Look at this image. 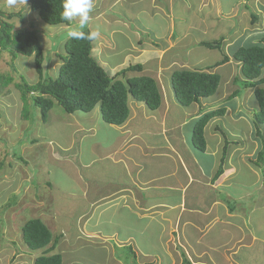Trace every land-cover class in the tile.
I'll return each mask as SVG.
<instances>
[{"label": "crops", "instance_id": "obj_1", "mask_svg": "<svg viewBox=\"0 0 264 264\" xmlns=\"http://www.w3.org/2000/svg\"><path fill=\"white\" fill-rule=\"evenodd\" d=\"M127 1L130 2H125V4L131 8L139 9L140 14L146 16L149 20L155 21L157 18H166L167 21L165 33L163 34V38L166 39L165 47L154 45L155 43L151 44V46L143 47L139 43L138 49L136 48L134 51L129 49L125 52V55H129V58H135L134 63L137 61L136 65L141 64L143 66L141 73L145 72V66L152 62H155L152 65L156 71L159 69L165 72L168 68L170 69L175 63H178L176 57H179V54L183 55L186 52H190L191 44L203 46L200 43L206 42L195 41L192 32L195 30L207 32L210 29L209 22L218 27L216 22L218 21L220 24L221 17L241 19L242 5H246L242 11V16L249 15L251 30L248 29L246 35L233 33L220 38L224 39L220 50L230 58L225 65H234L236 67L235 74L241 80H244L241 73V64L233 58V54L237 49L233 53L228 54L226 48L229 47L232 40L231 44L233 46L240 37L249 42L246 43L247 46L243 47L260 45L261 40L264 38L260 37L263 31H259L264 23V0H143L144 3L133 2V0ZM148 1H150V4H146ZM122 2L123 0H113L112 3H103V7L101 6L103 5L102 3L98 4L90 12L89 21L96 20L101 23L106 21L109 25L110 23L106 20V13L112 10L114 5ZM226 5L229 6L227 12L224 11ZM100 7L102 8L100 9ZM251 13L258 17L255 24H251ZM185 24H188V27L183 29L182 25ZM145 27L141 26L140 28ZM134 32L138 34L141 33V30L137 27ZM113 33L111 31V35ZM151 34L154 36V32ZM229 39L231 40L229 41ZM253 39L256 41H251ZM107 47L112 46L109 44ZM104 49H106L105 46ZM170 53L173 54V59L169 65H166L165 59ZM182 62L185 63V66L181 68L188 69V61L184 56L179 60V64L181 65ZM110 66L111 71L114 68L121 67L117 65ZM214 66L207 67L205 70L195 69L194 71L212 73L213 70L211 71L210 69L217 68ZM177 67L180 68L178 65ZM121 68L123 70L124 67ZM118 71L121 72L119 69ZM237 77L230 80H233L234 83V79ZM237 103L238 101H236L234 111L238 107ZM178 105L174 94L169 92L165 94L162 91V106L160 109L153 111L151 116L154 119L152 127L156 123L158 126L140 135L138 134L141 132L139 128L145 120H139L138 118L136 120H139V122L133 125L135 121L134 115H136L134 114V108L137 109L138 113L142 114L144 113L142 107L144 109L145 107L143 103L136 102L132 98L130 99L129 120L122 126L105 123L107 130H100L93 118V116H96L95 114H98L97 109H99L98 115L101 116L100 107H98L93 112L86 113L85 116H77L75 113L69 114V118H64L65 122L68 123L67 126L70 133L68 134V143L63 144L60 139L56 141L49 138L45 131L42 130L45 138L41 136L40 140H46V151L50 148L51 157L53 156L52 152H54V156H61L62 160L59 159L60 162L76 171V177L79 178L83 186L78 190H60L62 193H67L66 204L62 206L54 203L58 199V195L56 192H52L56 196L54 197L52 194V210L55 211L52 213L54 216L56 214V216L51 218V215H46L47 220L39 218L51 232L52 230L55 232V235L52 233L53 237L59 239L57 248L52 254L60 253L63 257L64 246L73 239L79 238V236H75L72 233H67L65 225L62 221L60 222L61 219L58 216H61V212H64L63 209L69 211L64 212L69 214V216L71 215V210L81 209L85 211L83 215L89 218H86L87 221L85 223L83 222L85 218L82 219L80 224L82 232L85 235L91 232L94 236L90 235V238L100 240V233L95 230L87 232L85 226L93 216H96L95 211L103 208L106 213L111 211L113 216L118 215L117 218L121 219V223L124 226V229H119L120 234L116 231L111 235L105 236V238L107 240L109 238L115 240L119 247L128 248L129 253L132 254L128 262V258L118 259L114 257L113 252L112 254L110 252L112 256L106 258L102 264H126L125 262L128 264H152L157 262V260L158 264H160V259H169V264H186V261L191 264H256L258 259L264 261V232L261 233L260 228L253 227L248 221L251 215L255 219L258 217L255 213L259 206L264 208V176L259 177V173L264 172V165L256 166L253 163L262 149V143H260V148L259 144L255 142L259 149L255 153L256 159L253 157L255 160H251L253 162L249 163L252 168L242 158L240 145L235 144L240 141L234 142L231 151L227 149L223 164V174L215 179L226 145L223 139L224 135L220 132L222 136L215 137L218 139L215 140L216 146L214 149H210L208 143L205 151H200L196 147L193 148L192 131L191 128L186 130V127L190 124L194 128L195 122L202 114L198 112L200 107L197 105L196 110L193 112L182 111L181 117L185 116L186 120L189 121L188 124L184 121L169 124V121L174 116L178 115L180 118V114L175 111V107H179V110L181 109L180 107L182 106ZM53 109L48 114V121L53 115ZM228 113L229 111L227 110L226 114ZM141 114H138V116ZM242 114L241 112H234L231 117L236 120H243ZM247 119L249 122L251 121L250 125H252L248 138L253 139V135L257 136L255 124L250 117ZM85 121H89L90 127H86ZM210 123L206 127L207 131H209ZM220 130L225 132V135H228L225 128H220ZM101 131H105V134L100 135ZM110 131L116 134L115 140L118 139V143L117 145L115 143V145L118 146L117 148L111 146L112 143L103 141L106 139V134ZM78 133L83 134L79 143L81 140L85 141V139L89 141V149L94 154V156H90V160H84L86 156L81 149L83 141L77 145L75 138ZM141 135H147V138L145 136L141 138L144 145L147 146L145 150L149 149L144 155L142 154V149L138 146L137 142L139 141L136 140L140 139ZM38 141L34 140V142ZM48 144L52 147L48 146ZM229 145L230 143H228ZM53 146H55L56 150L53 149ZM235 157L240 158L241 164L252 175L246 181H244L245 178L242 179V177L238 176L241 166L239 165L238 167L234 164ZM57 159L52 158L54 162L49 164V166L59 162ZM102 162H108L106 164V173L104 174L109 176L103 179L104 182L93 178L94 175L90 177L86 174L81 176L83 170ZM49 166L48 169L46 168L47 179L44 183L53 190V187H57L60 183H57L59 180L53 184L51 183V179L48 177ZM258 169L262 170V172L258 173ZM106 182H109V184ZM244 184H246L247 189L252 186L251 192L244 194L247 199L235 190L236 187L243 188ZM71 187L74 188L72 185ZM255 187L256 189L254 190ZM83 189L84 192H82ZM244 200L247 201V204L243 202ZM75 201H81L83 204H76ZM240 201H242V204L239 205ZM71 202H74V204L66 206ZM67 207L69 208L66 209ZM48 218L52 219L50 223H48ZM51 222L56 225L55 228L51 227ZM63 233L67 235L65 236ZM144 234L147 235L148 244L154 243L153 246L140 243L142 240L140 235ZM65 248L70 247L66 245ZM132 260H135V262L132 263ZM65 264L70 263L66 262Z\"/></svg>", "mask_w": 264, "mask_h": 264}, {"label": "rangeland", "instance_id": "obj_2", "mask_svg": "<svg viewBox=\"0 0 264 264\" xmlns=\"http://www.w3.org/2000/svg\"><path fill=\"white\" fill-rule=\"evenodd\" d=\"M107 2L112 3L113 0H94L93 8L95 9L98 4ZM125 2L127 3L130 1L123 0L122 3L114 5L113 9L106 13V20L110 23L109 25L106 21L105 23H101L100 21L91 20L85 26L90 31H97L99 33L97 38L93 40L94 55L98 61L102 63L100 64L106 68L111 77H115L120 74L118 75V78L125 80L126 77L134 78L143 75L150 76L157 81L161 92L163 91L165 94L167 92L174 94L172 87V75L175 71L182 70L183 68L181 67L185 66L184 62H182L181 65L179 64V60L182 59V56H184L188 61L189 70H205L207 67H213L217 62L222 60L224 54L221 50H213L198 44H191L190 46L192 47L189 50L190 52H186L183 55L179 54V57H176L178 63H175L165 72L159 69L156 71L155 67L152 65L155 62H152L145 66V72L143 73L136 72L127 73L124 76L121 75L119 71L117 72L118 69L122 71L121 67L126 69L137 62L136 61L134 63L135 58H129V55H125V52L129 49L134 51L136 48L138 49L140 44L143 47L151 46L153 43H155L154 45H160L161 47L166 46V39L163 38V34L165 33L166 29L165 24H167L166 18H157L155 21L149 20L146 16L140 14L139 9L131 8L125 4ZM133 2L144 3L143 0H133ZM146 4H150V1L146 2ZM101 6L103 7L104 4ZM245 6L246 5L241 6V19H227L225 17H221V20L219 21L220 24L218 21L216 22L218 27L209 22L210 29L207 32H203L204 30H195L192 32L193 38H195V41L200 42H215L216 40H220L222 36L231 35L233 33L246 35L247 30H251V27L249 15L245 17L242 16V11L245 9ZM102 7H100V9ZM228 10L229 6L226 5L224 7V11L227 12ZM0 12L5 13L7 16L10 14L14 15V17L9 21L14 25L16 30L25 27L38 33L37 35L40 39V43L44 49L46 57L44 64V76L56 77L59 74V69L62 63L64 62L59 58V55L63 56L64 58L67 57V53L64 50V44L70 38L67 35V32L71 27L76 26L78 23L73 22L69 27H56L47 25L40 19L38 13L31 9L29 3L26 0H16L15 5L11 7L8 6L7 0H0ZM125 24L129 26H126ZM141 26L146 27L140 28ZM137 27L141 30V33L136 34L134 32ZM186 27H188V24L182 25L183 29ZM261 27L262 28H260L259 31H263V34H261L260 37H264V23ZM111 31L114 32L112 35ZM150 32H154V36ZM230 40L231 39H229V41ZM251 41L256 40L253 39ZM111 42L113 43L111 44ZM231 42H233V40ZM231 42L229 47L226 48V52L228 54L233 53L240 47L247 46L246 43H249L246 42L243 37H240L233 46ZM109 44L112 47H107ZM104 46L106 49H104ZM122 52L124 53L122 54ZM172 59L173 54H168L165 59V64L169 65ZM110 65H117L121 67L114 68V70L111 71ZM177 65L180 66V68H178ZM210 70H213L212 72L219 74L221 77V84L217 93L210 98L203 99L199 105L193 104L189 108L180 107L181 111L178 109L179 107H175V111L177 114H180V118L178 115L174 116V118L169 121V124L181 123L183 121L188 124L189 121L186 120V117H181L182 111L185 110L186 112H193L196 110L197 105L200 107L198 108V112L202 114L224 107L229 111V113L225 114L223 117L212 120L213 122L211 121L212 123H210L209 131L206 129L205 137L209 148L214 149L216 146L215 140L218 139L215 137H221L222 135L219 130L220 128H225L228 135H225V138L223 136V139L225 142L227 141L230 143L228 150L231 151V148L234 146V142L240 141L236 142L235 144L240 145L239 148H241V156L244 158V160H246V162H248L247 164H249L253 162L251 160L256 159L255 153L259 149L255 142H257L259 146L261 143L260 138L255 135H253V139L250 137L248 138L252 125H250L251 121L249 122L247 118L250 117L253 119L252 122H254V112L257 111V101L253 94L254 90L244 89L240 84H235L233 83V80H230L234 77H237L235 74L236 67L234 65L224 64V66L222 65L217 68H211ZM2 75L5 77H13L14 82L8 86L10 93L6 96H0V264H34L35 259L40 254H42V250L31 252L27 248L22 237V227L30 219L42 218L43 220H47L46 215H51V218L54 216L53 213L55 211L52 210V192H56L58 195V199L55 200L54 203L58 206H62L66 204L67 193H62L61 191L72 189L78 190L83 186L79 178L76 177V171L73 168L68 167L66 164L61 163V156H54V152H52L53 156L51 157V152L49 150L50 148H48V151H46V140H40L41 136L42 138H45V131L47 137L56 141L60 139L63 144L68 143V134L70 133L69 127L67 126L68 123L65 122L64 118H69V114L65 113L59 105L55 104L53 115L51 118H49V121L47 119L48 122H46V124L43 120H41L39 110L37 109L31 110V117L33 120H23L21 118L23 104L21 100V92L17 89L16 83L20 82L21 78H25L29 84H36L41 79H43L36 72L34 58L19 55L14 61H12L10 54L4 52L0 59V76ZM234 91L239 92V96L237 97L238 99L227 100L228 96ZM236 101H238V107L234 111L233 109L236 107ZM145 108L146 109L142 107L144 112L142 114L138 113L137 109L134 108V114L137 116L134 115L135 121L133 125H136L139 120H145L144 123L140 125L141 127L139 128V131L141 132L138 133L139 135L145 134L148 130L158 126L156 123L154 127H152V122L154 119H152L151 116L153 111L149 110L146 106ZM97 111L99 114V109H97ZM234 112L243 113L242 115L244 119H233L231 116ZM98 114H95L96 116L92 115L95 119V123H97V127H99L100 130H105L107 126L101 119L102 117ZM138 114L141 115L138 116ZM75 115L85 116L86 113L78 112ZM138 118L139 120H136ZM84 123H86V127H90L89 121H85ZM188 128H191V134H193V128L190 124L188 127H186V130H188ZM103 134H105V131H101L100 135ZM115 135V132L110 131L108 134H106V139L103 141L112 143L111 146H115L117 148L118 146L116 145L118 143V139L115 140ZM81 136H83V134L78 133L76 135L75 140L77 141V145L81 144L83 141L81 140L79 143ZM143 136L147 138V135H141V137H139L140 139L136 140L139 141L137 142L138 146L142 149V154L144 155L146 151H149V149L145 150L147 146L144 145V142L141 139ZM34 140L40 141L34 142ZM48 146L52 147L49 144ZM193 148H195L194 145ZM53 149L56 150L55 146H53ZM81 149L84 151V155L86 156V159L84 158V160H90V156H94L91 149H89L88 140L85 139V141H83ZM95 157H97V155H95ZM253 157L255 159H253ZM52 158H58L57 160H60L55 165L49 166V164L54 162ZM106 164H108V162L94 164L93 166L89 167V169L83 170L81 176H85V174L88 177L94 175L93 178L104 182L103 179L108 178L109 176L108 174H104L106 173ZM234 164L238 167L239 165L241 166L238 176L242 177V179L245 178L244 181H246L249 176L252 177V175L249 174L250 172L248 169L241 164L240 158L235 157ZM48 166V177L51 179V183L53 184L57 180H59L57 183H60V185L58 184L57 187L54 186L53 190L49 187V185L44 183V181L47 179L45 173L48 169ZM250 166L252 167V165ZM257 172H262V170L260 171L258 169ZM260 176H264V172L259 173V177ZM106 183L109 184V182ZM71 185L74 188H72ZM251 187L252 186L247 189L246 184H244L243 188L236 187L235 190L244 195L251 192ZM84 189L82 192H84ZM255 189L256 187L254 190ZM244 197L247 199L245 195ZM75 202L76 204H83L81 201ZM243 202L247 204V201L244 200ZM73 204L74 202H71L66 206H71ZM240 204H242V201L239 202V205ZM68 208L69 207L66 209ZM63 211L65 212L68 210L63 209ZM64 212H61L62 214L61 216L59 215L58 218H60V222L62 221V223L65 225V229H67L65 231H67V233H72L75 236H79L78 239H73L71 242L66 244L70 248H65L66 245L64 246V264L66 262L70 264H102L106 258L112 256L110 255V252L111 254L113 252L114 257H117L118 259L128 258V262L130 261L129 259L132 253H129L130 251L128 248H121L115 240L110 238L107 240V238H105V236L111 235L116 231L119 233V229H124L121 219L117 218L118 215L113 216L111 211L106 213V211H103V208L95 211L96 216H93V218L86 223L85 229L87 232L95 230L100 233L99 240L96 238H90V235L94 236L91 232H89L88 235L86 234L87 236L84 232H82V228L80 227L81 221L83 218H85L83 221L85 223V221H87L86 218H89L88 216L83 215L85 211H82L81 209H76L75 211L71 210L70 216ZM255 214H257L258 217L255 219V217H252V215L249 216V224L255 228H260L262 233L264 232V208L259 206L256 209ZM51 218H48V223H50L52 220ZM55 226L56 225L52 223L51 227L55 228ZM52 233L55 235L53 230ZM63 234L65 236L67 235L65 233ZM140 236L143 240H141L140 243L147 245L149 243L147 235L144 234ZM148 245L153 246L154 243ZM155 253H157V251H155ZM134 262L135 260H132V263ZM125 263L128 264L127 262ZM152 264H158V260ZM160 264H169V259H160ZM256 264H264V261L258 259Z\"/></svg>", "mask_w": 264, "mask_h": 264}, {"label": "trees", "instance_id": "obj_3", "mask_svg": "<svg viewBox=\"0 0 264 264\" xmlns=\"http://www.w3.org/2000/svg\"><path fill=\"white\" fill-rule=\"evenodd\" d=\"M31 9L38 13L40 19L50 26H70L68 21L61 20L63 0H26ZM13 14L7 16L0 12V59L4 52L14 61L17 56L33 57L36 72L41 79L36 84H29L25 78L16 83L21 92L23 120H33L31 110H39L41 120L47 122L48 114L55 104L59 105L67 114L78 112L91 113L100 107L101 117L108 125L122 126L130 117V99L143 103L149 110L156 111L162 106V92L157 81L150 76H137L134 78L119 79L118 74L111 77L94 55L93 40H75L69 38L64 44L67 57L59 55L63 60L59 74L56 77H45L44 64L46 61L44 49L40 43L38 33L28 28L15 29L9 21ZM258 18L251 13L252 24ZM88 33V28L81 29ZM224 39L215 42H201L208 49H221ZM233 58L241 64V73L244 80L235 78L244 89H253L257 101V111L254 112V124L256 135L260 138L262 149L257 159L253 162L256 166L264 165V38L260 45L240 47ZM227 55L214 67L229 62ZM141 64L129 66L123 69L121 75L127 73L142 72ZM14 82L13 77L0 76V96L10 93L8 86ZM221 77L217 73L199 72L189 69L175 71L172 75V87L176 101L182 107H190L199 104L201 99L214 96L220 86ZM239 96L234 91L227 100H233ZM226 108H219L200 115L195 123L192 134L194 147L205 151L207 142L205 129L214 119L225 116ZM223 133L225 132L219 130ZM228 149V142L223 151L221 165L216 172L215 179L219 178L224 170ZM22 237L25 245L31 252L42 250L34 261V264H63L60 253L52 254L57 248L59 239L54 238L50 229L39 218L28 220L22 227ZM186 264H191L186 261Z\"/></svg>", "mask_w": 264, "mask_h": 264}, {"label": "clouds", "instance_id": "obj_4", "mask_svg": "<svg viewBox=\"0 0 264 264\" xmlns=\"http://www.w3.org/2000/svg\"><path fill=\"white\" fill-rule=\"evenodd\" d=\"M16 0H7L8 6L15 5ZM94 6V0H63V11L60 13L61 20L68 21L70 24L78 22L71 27L67 35L75 40H94L99 33L97 31L83 32V29L89 22L90 12Z\"/></svg>", "mask_w": 264, "mask_h": 264}, {"label": "bare ground", "instance_id": "obj_5", "mask_svg": "<svg viewBox=\"0 0 264 264\" xmlns=\"http://www.w3.org/2000/svg\"><path fill=\"white\" fill-rule=\"evenodd\" d=\"M145 107V106H144ZM146 109V108H145Z\"/></svg>", "mask_w": 264, "mask_h": 264}]
</instances>
